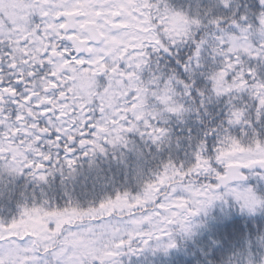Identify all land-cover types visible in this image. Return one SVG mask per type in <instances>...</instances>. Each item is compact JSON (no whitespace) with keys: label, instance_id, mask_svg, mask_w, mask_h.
Listing matches in <instances>:
<instances>
[{"label":"snow or ice","instance_id":"1","mask_svg":"<svg viewBox=\"0 0 264 264\" xmlns=\"http://www.w3.org/2000/svg\"><path fill=\"white\" fill-rule=\"evenodd\" d=\"M0 264H264V0H0Z\"/></svg>","mask_w":264,"mask_h":264}]
</instances>
